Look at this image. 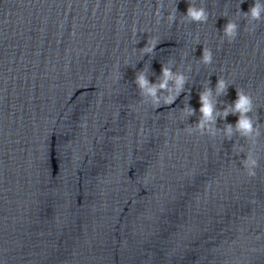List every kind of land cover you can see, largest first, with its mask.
I'll use <instances>...</instances> for the list:
<instances>
[{
  "label": "water",
  "instance_id": "water-1",
  "mask_svg": "<svg viewBox=\"0 0 264 264\" xmlns=\"http://www.w3.org/2000/svg\"><path fill=\"white\" fill-rule=\"evenodd\" d=\"M188 3L0 0V264H264V19L250 33L254 0H195L207 22H183ZM168 60L185 91L153 108L134 76L157 83ZM205 88L219 110L251 95L254 145L224 138L231 113L214 137L194 127Z\"/></svg>",
  "mask_w": 264,
  "mask_h": 264
},
{
  "label": "clouds",
  "instance_id": "clouds-1",
  "mask_svg": "<svg viewBox=\"0 0 264 264\" xmlns=\"http://www.w3.org/2000/svg\"><path fill=\"white\" fill-rule=\"evenodd\" d=\"M162 5L158 2L155 9V15L159 18L160 7ZM226 15V14H225ZM239 18H243L246 22L247 31L253 32L256 28V24L253 22H259L264 19V0H254V3L249 7L247 12L239 10L237 11ZM209 17L207 9L203 3L197 5L195 0H189L186 14L180 16L181 21L195 22V23H206ZM176 20V9L170 10L167 15V21L169 26ZM239 25L236 19H228L223 26L222 35L227 39L229 43L233 42L238 34ZM159 40L153 37H148L145 46L140 49L142 54L152 55ZM213 60V53L210 48L203 47L200 62L208 65ZM171 60L161 65V74L157 83H152L147 79V75L143 70L136 72L134 76V83L137 85V89L141 97L150 96L153 108H159L162 105H171L180 95L184 92V85L186 83V77L181 72H173L171 70ZM169 81L172 84L169 85ZM227 82L223 77L217 78L216 92L223 94L226 91ZM158 92L168 93L163 97L157 95ZM212 93L211 88H205L200 92V116L194 125V127L203 133L205 130L209 136L214 137L217 132L216 127V116L221 115V119L226 117L229 113L237 115L238 118L236 123L225 124L222 131L224 138L231 139L234 134H238L240 137L247 141H250L253 145L257 142V137L260 136V126L255 122L256 117L249 115L253 113L254 105L253 99L249 93L243 88L236 89V99L231 103L227 104L223 110L215 108V102L210 100ZM181 113L184 114V118L187 116L194 115L195 110L190 106L186 105L185 108L181 109ZM222 113V114H221ZM186 131L191 132L193 126H188ZM241 165L246 170V173L250 177L256 175L255 169L258 166V161L252 150L244 153V158L241 160Z\"/></svg>",
  "mask_w": 264,
  "mask_h": 264
}]
</instances>
